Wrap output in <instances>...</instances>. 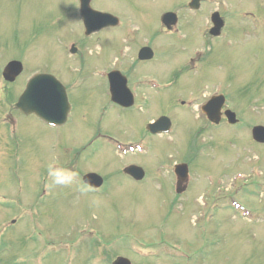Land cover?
<instances>
[{
	"label": "rangeland",
	"instance_id": "1",
	"mask_svg": "<svg viewBox=\"0 0 264 264\" xmlns=\"http://www.w3.org/2000/svg\"><path fill=\"white\" fill-rule=\"evenodd\" d=\"M262 2L264 3V0H234V2L209 0L207 4L203 5L200 12L207 14L210 10L219 7V10L226 14L234 7L229 3H236L239 7L253 9L259 14V12L261 13L259 9H262ZM103 3L111 10L118 12V15L122 18L131 16L135 19L137 25L135 37L146 36L155 42H160L173 40V38L159 31V24L157 23L159 16L166 9L183 8L187 0H103ZM130 10L132 14H129ZM74 14V0H0V68L7 56H13L23 60L27 71L46 69L55 72L58 74L56 76H59L66 86L71 85L69 95L72 99L73 109L66 125L59 128L47 127L41 122L38 123L37 120L33 121L21 116L15 134L8 133L9 137L4 143L5 148L2 147V144L4 137H7V133L3 127L8 124L5 123L0 126V153L5 149V154H0V194L6 196L5 202H0V205L20 207V204L28 206L35 202L32 195L33 188L35 191H42L47 188L45 182L47 183L50 180L46 177L51 163L62 168L74 166L77 173L90 170V168L103 174L115 171L121 163L112 151L110 144L98 136L92 135H95L97 129H99L103 134L111 136L124 144L136 142L144 134L145 122L155 113V110L150 109V104L141 112H132L133 109L119 111L116 107L101 104L108 102V94H106L107 80L105 77H98L95 70L99 68L107 70L112 62L122 60H127L132 69V60L128 55L132 46L131 42L124 40L118 34L119 30H114L107 35L102 33L99 43L91 42L87 50L85 46L84 51L86 50V52L82 55L84 70L81 74L69 72L68 68H72L77 60L72 59L73 61L66 64L68 59L63 54V50L61 48L54 49V46L57 45L56 38L51 40V37L46 36V40L39 37L33 43L27 42L32 35V29H34L30 26L34 20V23L38 22L39 28H41V24L44 27V23L47 21L69 24L77 22ZM192 22L195 27V35L189 38L188 47H190V43H194L193 47H205L206 44L200 39L202 26L205 22L204 17L197 16ZM67 27L68 29L65 28L67 32H69V29L70 33L75 31L72 25ZM76 30L78 31V28ZM77 36L83 40L80 35ZM73 38L75 37L71 35V40L79 41L77 37L76 39ZM46 43L48 48L47 45L46 47L43 45ZM68 46H70L69 42ZM79 46L82 48L83 43L79 42ZM252 49L256 50V59L245 63L243 56L247 52L250 55ZM165 51H168L167 48L159 50L160 59L156 58L153 62L139 63L136 66V68L139 67V71L136 69L135 72L148 74L147 76H152V73H155L153 77L159 84L166 80H174V83L170 82L165 87L157 90L158 94H154L150 99L163 95L166 99L164 100L166 106H158L159 109L175 114L174 107L169 105L171 96L185 97L187 94L199 92L202 86L213 87L217 83L211 80L200 85V82H202L200 70H194L195 73L185 67V64H188L187 55H184L182 69L180 68L179 72L172 71L167 75L157 74L154 68L159 67L161 69L165 65L170 68L173 62L165 54ZM200 54L209 57L207 51H201ZM164 58L165 61L161 60ZM210 60V65L213 68L207 73L211 75L212 79L223 81L221 67L215 61V67L213 66L212 61L215 60L214 58ZM224 60L227 62L226 65L231 64V68L227 69L232 75L231 79H233V76L241 74L247 76L248 74H254L250 79L248 92L257 93L262 90L260 99L262 106H259V110H254L253 113L249 112L246 121L248 124L256 121H261L264 124V83H261L264 78V46L261 45L259 39L246 41L242 45L228 48L227 57ZM154 65L158 67H154ZM206 68L207 66L203 69ZM26 74V72H23L19 77L20 79L18 78L19 81L12 89L14 93L21 89L20 84ZM256 83H260L263 88L258 87ZM221 84H224V82H221ZM2 88L3 83L0 79V120L4 115L9 118L11 109L8 104L6 106L2 105ZM141 90L147 94L150 92V90L143 87ZM227 94L229 96L228 92ZM175 110H180V107ZM186 115L190 116L188 113L185 114V117H187ZM192 122L193 119L189 122L177 123V132L180 131V135L177 137L176 133L174 136L176 143H180L186 137L189 139L191 136V140L196 145L202 142L196 137L197 124L195 121L194 124ZM242 131L243 135L247 133L244 128ZM167 138L156 137V139H153L155 142L150 141L152 149L149 155L140 158V162L145 166L148 174L146 185L133 184L122 173H116L114 177L115 185H112L108 192L102 190V193L98 195L81 191L82 185L76 180L71 185L52 186L49 188L48 193H38L35 196L37 200L36 208L40 209L36 214V219L42 222L46 221V228L50 229L53 234L61 231L67 232L68 230L77 231L78 225L88 223L105 234L119 233L136 235L141 238L153 237L151 241L154 240V237L157 238L156 226L164 219V239L176 242L178 246H186L185 250L189 256H192L197 251L195 248L197 230L199 231L197 223L198 221L201 223L202 219L212 212V209L206 211L204 206H200L201 215L193 222V213L198 210L194 211L197 207L194 196L189 206L185 204L186 208L180 202H174L173 199H171L172 204L169 203L172 187L167 172L164 176L166 164L163 163L174 155L181 156L183 152L179 150L177 153V149L172 144L173 140L169 138L170 141H168ZM233 139L236 142L233 147L217 143V149L208 146L209 158L198 157L196 159L195 169L200 170V173L199 175L196 174L198 177L194 180V188L190 190L193 195L194 192L192 191L211 195L216 192V189L213 188L215 186H218V190L225 192V187H227L224 183L226 173L245 170L248 166L252 168L259 167L260 164L264 166V146L252 144L246 137L243 140L237 137ZM208 143L207 140L206 145ZM154 158L157 164L155 172L151 169L154 167V164H152ZM206 173H210L214 177L213 180L208 182L203 177ZM262 180L264 182V179ZM37 182L38 184H36ZM207 183L208 185H206ZM256 184L255 181L244 187V189L255 192ZM118 185H121V188H117ZM208 191H211V193H206ZM183 196L185 197L184 194ZM240 196L246 195L242 191ZM263 196L264 193H260L259 197L251 194L249 195L250 198L243 197V199L246 200L245 202L249 204L248 206L252 210H256L257 207L258 210H264ZM167 201L168 203H166ZM6 209L0 207V221L8 220L6 216L9 211ZM213 213H216L213 219L220 223V229L224 234L222 233L221 244L212 251L206 264H264L262 244L258 241L255 242L250 237L254 236L264 244V222L254 224L239 217L234 218L230 213L228 215L224 213L223 215L222 210ZM13 215L18 218L21 217L20 214ZM19 228H21V235L20 237L16 236L17 239L12 241V253L19 252L18 264H25L27 260L24 259V255H21L24 253L23 245L38 236L35 218L31 214H27L26 217L23 215L22 224ZM209 229L211 227H207V232H209ZM216 229L218 230L217 227ZM3 234L4 239L9 238L7 232ZM55 236L52 235L55 243L64 241L66 237L61 234ZM209 236L214 240L218 238L217 233H212ZM88 239L81 245L78 255L73 259V264H93L92 262L109 264L118 250H127L129 255L131 254L128 238L118 237L110 247L105 246V248L99 246L100 244L95 240L89 239L90 242H88ZM111 239L109 238V240ZM183 240L185 241L183 242ZM90 246L96 248L99 253L88 260L87 249ZM152 246L156 248L155 244ZM57 248L60 251L58 254H61L56 256L55 263H51L49 260L46 264H61L62 246H57ZM150 260L152 261L134 259L133 264H154L153 262L159 261L158 258ZM193 260L191 259V261ZM173 261L176 262L175 264H188L189 259L176 258ZM14 262L15 260H12L11 264ZM191 264L198 263L191 262Z\"/></svg>",
	"mask_w": 264,
	"mask_h": 264
},
{
	"label": "clouds",
	"instance_id": "2",
	"mask_svg": "<svg viewBox=\"0 0 264 264\" xmlns=\"http://www.w3.org/2000/svg\"><path fill=\"white\" fill-rule=\"evenodd\" d=\"M48 176L51 178L52 186L71 185L77 177V173L62 167H48ZM86 185L81 186V191H87Z\"/></svg>",
	"mask_w": 264,
	"mask_h": 264
},
{
	"label": "water",
	"instance_id": "3",
	"mask_svg": "<svg viewBox=\"0 0 264 264\" xmlns=\"http://www.w3.org/2000/svg\"><path fill=\"white\" fill-rule=\"evenodd\" d=\"M38 82V81H37ZM48 82L46 81V80H44L43 82H42V84H47ZM40 84H41V82H40ZM48 88H50V90H51V92H53L52 94L54 95V96H56L57 98H59L60 99V93H59V91L57 90L58 88H55V87H53L51 84H49L48 83ZM257 138V137H256ZM258 139V138H257Z\"/></svg>",
	"mask_w": 264,
	"mask_h": 264
}]
</instances>
